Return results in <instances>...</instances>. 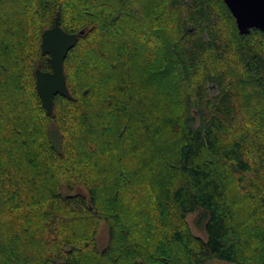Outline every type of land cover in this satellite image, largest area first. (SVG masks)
<instances>
[{"label":"trees","instance_id":"1","mask_svg":"<svg viewBox=\"0 0 264 264\" xmlns=\"http://www.w3.org/2000/svg\"><path fill=\"white\" fill-rule=\"evenodd\" d=\"M57 12L79 34L48 114L35 69ZM145 55L160 142L123 135L150 111ZM212 258L264 264V32L224 0H0V264Z\"/></svg>","mask_w":264,"mask_h":264},{"label":"water","instance_id":"2","mask_svg":"<svg viewBox=\"0 0 264 264\" xmlns=\"http://www.w3.org/2000/svg\"><path fill=\"white\" fill-rule=\"evenodd\" d=\"M236 19L240 33L258 28L264 32V0H224ZM84 30L80 31L83 34ZM77 32H68L60 24L59 12L54 24L41 34V51L50 55L51 71L35 69L36 86L48 114L54 111V97L60 94L71 97L64 72V62L78 39Z\"/></svg>","mask_w":264,"mask_h":264},{"label":"rangeland","instance_id":"3","mask_svg":"<svg viewBox=\"0 0 264 264\" xmlns=\"http://www.w3.org/2000/svg\"><path fill=\"white\" fill-rule=\"evenodd\" d=\"M143 65H144V72L142 73L141 77L144 78V80L140 84V87H141L139 89L140 98L138 100V104L140 105L142 111L144 110V112H145V109H147L150 106V111L144 115L147 118V120H145V122H143L142 124L139 122V119H136V120L134 119L131 124L128 123V127L125 130L127 132L123 133V135L136 141V138L139 135L137 131H143V133H149L150 131L151 136L155 139L154 141L160 142L165 136L166 132L165 131L156 132V130L158 129L157 127L162 126L161 120H162L163 111L161 109V104H160L161 98L159 99L155 97L154 99V96H155L154 94L157 91L156 90L157 86H156L155 79L152 77V74H150V72L155 67H157L155 58L150 55H145ZM165 101H167V97L165 98ZM155 103L159 105L157 106L155 105ZM165 114L166 113H163V115ZM139 146L142 147V144H139ZM126 159H127V156H126ZM77 192L85 193V190L83 188H80V189H77ZM195 218H196L195 213L187 216V220L190 223L193 231L197 234H201V231L195 225ZM97 237L99 240L100 247H104L108 240V227L104 222L100 223ZM209 263L210 264H235V263L224 261L218 258H212L209 261Z\"/></svg>","mask_w":264,"mask_h":264}]
</instances>
